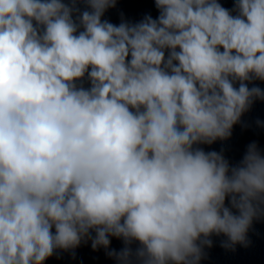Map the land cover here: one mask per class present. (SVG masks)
Instances as JSON below:
<instances>
[{
    "label": "clouds",
    "instance_id": "9594fccd",
    "mask_svg": "<svg viewBox=\"0 0 264 264\" xmlns=\"http://www.w3.org/2000/svg\"><path fill=\"white\" fill-rule=\"evenodd\" d=\"M154 2L157 18L116 25L117 0H0V264L88 240L119 264H200L213 235L251 244L264 155L252 142L230 166L198 145L264 101L248 86L264 81V0Z\"/></svg>",
    "mask_w": 264,
    "mask_h": 264
}]
</instances>
